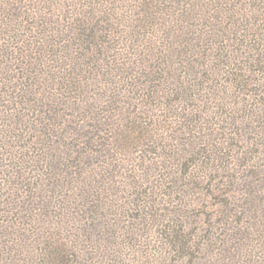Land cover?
I'll list each match as a JSON object with an SVG mask.
<instances>
[{
	"label": "trees",
	"instance_id": "obj_1",
	"mask_svg": "<svg viewBox=\"0 0 264 264\" xmlns=\"http://www.w3.org/2000/svg\"><path fill=\"white\" fill-rule=\"evenodd\" d=\"M0 264H264V0H0Z\"/></svg>",
	"mask_w": 264,
	"mask_h": 264
}]
</instances>
